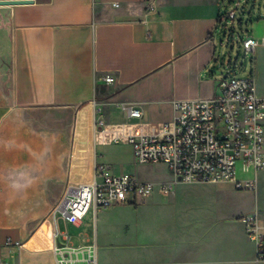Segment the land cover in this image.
Wrapping results in <instances>:
<instances>
[{"label":"crops","instance_id":"1","mask_svg":"<svg viewBox=\"0 0 264 264\" xmlns=\"http://www.w3.org/2000/svg\"><path fill=\"white\" fill-rule=\"evenodd\" d=\"M28 1L0 4V258L55 264L54 207L63 193L91 182L99 162L133 173L132 146L104 143L96 113L149 133L173 118L175 101L216 94L222 0ZM259 69L263 91L264 62ZM122 105L140 108L141 118ZM142 204L92 207L78 225L59 224L74 246L96 247L98 264L258 263L250 239L252 255L247 243L228 240L233 258L207 251L189 260L198 243L158 222L144 226Z\"/></svg>","mask_w":264,"mask_h":264},{"label":"built area","instance_id":"2","mask_svg":"<svg viewBox=\"0 0 264 264\" xmlns=\"http://www.w3.org/2000/svg\"><path fill=\"white\" fill-rule=\"evenodd\" d=\"M239 5V2H238ZM151 11L155 3L149 4ZM236 10L222 12L221 21L236 18ZM248 52L264 46L249 35L243 40ZM106 82L111 77H105ZM218 92L211 97L174 102V116L144 133L132 122L111 124L96 113L95 128L102 141L127 142L133 148L137 164L163 163L172 179L156 182L140 179L133 173H110L107 165H96L91 182L67 189L54 207L55 264H98L97 249L76 247L68 229L59 220L78 225L94 207L96 210L118 203L139 205L155 191L168 193L177 181L184 183H230L237 190L256 192L259 173L264 170V97L257 90L254 74L238 76L226 73L217 81ZM131 119H139L142 110L122 105ZM238 165L253 176L240 178ZM247 237L255 245V259L264 262V225L258 212L241 217ZM0 264H8L0 258Z\"/></svg>","mask_w":264,"mask_h":264},{"label":"rangeland","instance_id":"3","mask_svg":"<svg viewBox=\"0 0 264 264\" xmlns=\"http://www.w3.org/2000/svg\"><path fill=\"white\" fill-rule=\"evenodd\" d=\"M232 9L236 10V18L224 21L217 33V58L221 67V73L217 76L220 79L228 72L238 76H248L252 73L260 76L259 64L264 62V53L260 50L246 53L243 40L249 35L258 40L264 37V29L261 27L264 21V0H222L223 13ZM257 88L264 93L260 82ZM132 171L144 180L162 182L173 178L163 163L142 165L134 161ZM238 176L249 178L253 173L243 172L242 166L238 165ZM164 194L159 190L155 191L151 198L142 204L138 215L144 226L158 222L171 232L182 230L183 241L188 239L197 242L198 245L190 249L184 257L197 260L204 256V252L215 251L212 256L219 261L233 258L235 249L233 244L227 247L228 240L247 243L246 253L252 255L254 246L245 235L241 217L258 212L259 219L264 221V170L259 173L256 192L237 190L231 184L223 182L177 181L173 189ZM61 227L64 228L62 222ZM73 237L76 239V235ZM77 244L81 245L82 242Z\"/></svg>","mask_w":264,"mask_h":264},{"label":"water","instance_id":"4","mask_svg":"<svg viewBox=\"0 0 264 264\" xmlns=\"http://www.w3.org/2000/svg\"><path fill=\"white\" fill-rule=\"evenodd\" d=\"M28 0H3L0 1V4H18V3H27Z\"/></svg>","mask_w":264,"mask_h":264},{"label":"bare ground","instance_id":"5","mask_svg":"<svg viewBox=\"0 0 264 264\" xmlns=\"http://www.w3.org/2000/svg\"><path fill=\"white\" fill-rule=\"evenodd\" d=\"M262 25L264 24V23H261ZM164 194V193H163Z\"/></svg>","mask_w":264,"mask_h":264},{"label":"trees","instance_id":"6","mask_svg":"<svg viewBox=\"0 0 264 264\" xmlns=\"http://www.w3.org/2000/svg\"><path fill=\"white\" fill-rule=\"evenodd\" d=\"M221 20V19H220ZM259 20V19H258ZM253 74V73H252Z\"/></svg>","mask_w":264,"mask_h":264}]
</instances>
